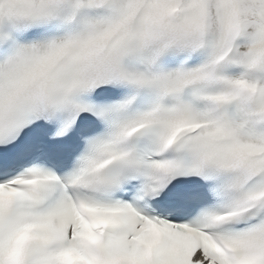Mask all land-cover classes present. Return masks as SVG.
I'll list each match as a JSON object with an SVG mask.
<instances>
[{
  "label": "snow or ice",
  "instance_id": "obj_1",
  "mask_svg": "<svg viewBox=\"0 0 264 264\" xmlns=\"http://www.w3.org/2000/svg\"><path fill=\"white\" fill-rule=\"evenodd\" d=\"M0 264H264V0H0Z\"/></svg>",
  "mask_w": 264,
  "mask_h": 264
}]
</instances>
